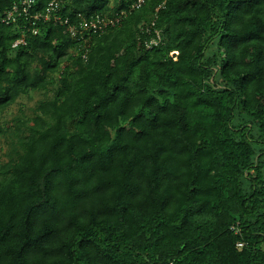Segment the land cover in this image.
I'll use <instances>...</instances> for the list:
<instances>
[{
	"label": "trees",
	"instance_id": "1",
	"mask_svg": "<svg viewBox=\"0 0 264 264\" xmlns=\"http://www.w3.org/2000/svg\"><path fill=\"white\" fill-rule=\"evenodd\" d=\"M37 26L0 25V264H264V0H145L86 43Z\"/></svg>",
	"mask_w": 264,
	"mask_h": 264
},
{
	"label": "built area",
	"instance_id": "2",
	"mask_svg": "<svg viewBox=\"0 0 264 264\" xmlns=\"http://www.w3.org/2000/svg\"><path fill=\"white\" fill-rule=\"evenodd\" d=\"M145 0H136L133 2L128 10H121L111 16L95 15L91 18H86L82 14L77 15L75 18H70L69 16H60L59 11L62 8V1L52 0L49 2L45 10L32 13V8L35 0H21L19 4H15L11 9H9L3 16H0V25L10 26L18 24L20 19H24L30 23L29 32L36 35L38 33L37 23L40 21L46 22H56L62 26L66 27V32L68 35L79 41L87 40L85 36L99 35L105 33L111 28L118 27L122 22L128 17V15L141 8L144 5ZM75 19V20H73ZM155 22L142 27V31L147 34L155 33V36L150 40H145V47L147 49L152 48L154 45H158L161 42L162 35L161 31L158 29H153ZM25 25L20 27L21 37L18 38L14 43L13 47H17L21 44H26L27 32ZM172 54L177 55L178 52ZM86 58V54L84 55ZM242 246V244H239Z\"/></svg>",
	"mask_w": 264,
	"mask_h": 264
},
{
	"label": "rangeland",
	"instance_id": "3",
	"mask_svg": "<svg viewBox=\"0 0 264 264\" xmlns=\"http://www.w3.org/2000/svg\"><path fill=\"white\" fill-rule=\"evenodd\" d=\"M51 94L52 93H49V95ZM44 98L45 97L43 92H34L31 93L29 96H23L19 98L17 103H15L5 112L2 118V122L5 124L6 127H8V124L12 123L11 121L14 119V117L21 115L22 111L26 114H32L33 109L37 105V102L40 99ZM2 143L4 151L0 154V158L2 160H7V157L4 156V153L8 151V143L6 141H3V138ZM262 249L264 250V243L262 244Z\"/></svg>",
	"mask_w": 264,
	"mask_h": 264
},
{
	"label": "bare ground",
	"instance_id": "4",
	"mask_svg": "<svg viewBox=\"0 0 264 264\" xmlns=\"http://www.w3.org/2000/svg\"><path fill=\"white\" fill-rule=\"evenodd\" d=\"M145 3V2H144ZM159 9V8H158ZM37 28H38V26H37ZM38 31H39V29H38Z\"/></svg>",
	"mask_w": 264,
	"mask_h": 264
}]
</instances>
